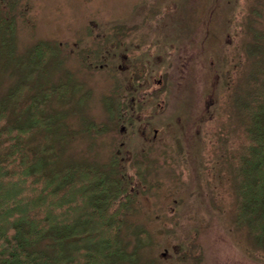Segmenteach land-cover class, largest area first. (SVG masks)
<instances>
[{"label":"rangeland","instance_id":"rangeland-1","mask_svg":"<svg viewBox=\"0 0 264 264\" xmlns=\"http://www.w3.org/2000/svg\"><path fill=\"white\" fill-rule=\"evenodd\" d=\"M0 3L15 19V58L0 68V99L16 85L19 59L39 43L55 48L44 88L62 86L51 109L64 115L71 132L58 161L103 166L117 157L130 177L122 229L128 250H134L140 232L150 237L137 247L133 264H264V250L236 220L234 160L245 131L239 101L258 73L255 66L264 65V47L254 52L264 46L257 38L264 32V0ZM195 19L200 20L198 39L205 37L203 67L192 64L183 95L173 87L168 103L169 114L187 108L185 122L149 143L141 128L132 129L117 116L119 70L103 67L100 34L111 40L118 28L176 30L177 20L191 25ZM43 140L42 134L33 139Z\"/></svg>","mask_w":264,"mask_h":264},{"label":"trees","instance_id":"trees-1","mask_svg":"<svg viewBox=\"0 0 264 264\" xmlns=\"http://www.w3.org/2000/svg\"><path fill=\"white\" fill-rule=\"evenodd\" d=\"M14 34V17L0 8L1 69L15 58ZM257 38L264 40V32ZM54 51L42 43L31 48L17 61L16 85L0 99V264H133L139 259L137 247L150 237L140 232L138 244L128 250L122 229L131 200L130 177L117 157L103 166L58 161L71 132L64 115L51 109L62 86L44 88ZM262 67L255 66L258 73L239 101L245 131L234 160L236 220L264 250ZM37 134L45 140L34 142Z\"/></svg>","mask_w":264,"mask_h":264},{"label":"flooded vegetation","instance_id":"flooded-vegetation-1","mask_svg":"<svg viewBox=\"0 0 264 264\" xmlns=\"http://www.w3.org/2000/svg\"><path fill=\"white\" fill-rule=\"evenodd\" d=\"M145 20L149 22L150 16ZM176 22V30L118 28L116 39L111 40L100 34L101 48H106L103 67L119 70L117 116L132 129L141 128L149 143L157 141L161 132L183 125L187 108L182 106L177 112L168 113L172 88L178 96L183 95L192 64L203 67L204 63L200 47L205 44V37L198 39L200 20L195 19L191 25L188 21Z\"/></svg>","mask_w":264,"mask_h":264}]
</instances>
